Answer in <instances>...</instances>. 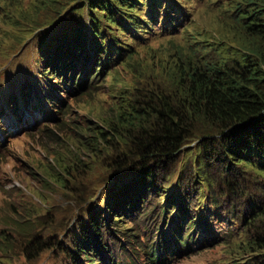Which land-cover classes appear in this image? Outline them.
I'll use <instances>...</instances> for the list:
<instances>
[{"label": "trees", "instance_id": "obj_1", "mask_svg": "<svg viewBox=\"0 0 264 264\" xmlns=\"http://www.w3.org/2000/svg\"><path fill=\"white\" fill-rule=\"evenodd\" d=\"M38 1L46 11L59 3ZM71 1L75 0H68ZM225 8L234 24L228 35L233 41L223 38L219 43L206 40L201 45L200 41L190 42L187 47L173 45L177 60L165 73L171 86L165 91H152L137 101H120L112 115L102 120L101 127L90 131L85 152L91 157L117 144L123 150L114 151L115 181L110 183L101 203L103 210L92 214L89 226L83 227L79 237L71 241L75 252L73 264L116 263L115 249L104 241L105 235L126 237L127 230H119V224L134 223L138 218L136 213H144L141 210L150 196L163 197L166 203L161 207L163 222L156 228L158 239L147 244L142 252L141 260L146 258L145 264H169L194 252L227 244L220 223L236 228L232 233L238 242L231 246V255L246 261L239 264H264V192L261 198L250 191L251 186L256 189L264 186V0H230ZM183 13L175 0H79L74 15L80 26L87 17L91 34L74 27L67 34L50 36L41 43L39 57L44 73L41 79H31L34 83L21 94L20 103L11 99L9 92L7 103H11L13 112L4 104L0 133L26 127L29 122L33 126L60 114L65 116L61 101L65 95L73 98L86 92L89 88L86 81L95 60L103 64L94 75L98 81L110 73L116 80L113 61L126 62L133 58V54L119 45L118 32L130 31L136 37L138 33L149 35L146 30L151 31V26L159 21L176 29L183 22ZM35 20L31 23L37 25ZM188 30L186 26L183 32ZM87 46L94 50V60L84 79L78 74L77 80L79 67L86 65L90 56L86 53L81 57ZM67 58H71V64ZM42 98L59 111L44 110ZM192 141L198 143L200 159L198 155L187 165L196 172L204 170L205 165L219 166L221 194L225 195V198H213L211 206L198 207L195 211L189 210L179 196L174 197L177 187L167 186L177 156ZM79 154H72L76 168V160L81 162ZM198 159H203V165H199ZM57 166L62 167V163L49 168V179L61 178L53 173ZM71 168V164H63L69 175ZM202 181L199 189L204 184L210 185V180ZM224 203L230 209L227 217L217 212L219 204ZM168 210H175L174 217L168 218ZM20 222L14 221L15 226L20 227ZM30 224L27 222L25 226ZM2 240H7V236L0 237V245ZM127 250L128 264H140L141 260L138 262L136 255Z\"/></svg>", "mask_w": 264, "mask_h": 264}, {"label": "rangeland", "instance_id": "obj_2", "mask_svg": "<svg viewBox=\"0 0 264 264\" xmlns=\"http://www.w3.org/2000/svg\"><path fill=\"white\" fill-rule=\"evenodd\" d=\"M175 1L184 11L180 27L174 29L159 21L151 26V31L146 30L149 35L138 33L139 37H136L130 31L117 33L119 45L133 54V58L116 62L117 59L113 57L116 80L110 73L95 81L93 72L87 78V83L92 86L82 96H64L60 107L65 116L60 114L33 126L29 122L26 127L0 133V237L7 236V240H2L0 245V264H73L75 252L71 248V241L79 237L83 227L89 226L92 214L103 210L101 203L110 183L115 181L112 177L114 151L117 148L123 150V146L117 144L111 150L101 151L97 157H91L88 151L85 152L90 131L101 127L104 123L102 120L112 115L120 101H137L152 91H165L171 86V82H166L170 78L165 73L166 68L174 66L177 60L173 45L187 47L188 43L195 41H200L201 45L206 40L219 43L223 38L233 41L228 35L234 24L225 13V6L229 5L230 0ZM58 2L56 8L46 11L38 0H0V112L9 100V92L12 94L11 99L18 104L21 94L26 93L27 86L34 83L35 77L41 79L45 68L41 65L39 47L43 41L50 36L67 34L74 27L91 34L87 17L80 26L74 15L79 0ZM32 19H36L37 25L31 23ZM186 26L189 30L183 32ZM200 34L203 35L199 37ZM110 39L111 36L107 42ZM86 53L90 56L86 65L79 67V74H84L92 63L94 50L91 46L85 47L81 57ZM66 61L72 63L71 58ZM41 102L46 107L44 110L59 111L51 108L53 106L43 98ZM11 106V103L6 105L7 109ZM9 111L12 113L13 108ZM191 152L195 156H186ZM73 153H81L80 164L78 160L75 162L78 168L72 164ZM198 155L200 159L198 143L189 142L187 149L177 156L171 168L173 176L169 177L167 183V186L171 184V189L177 187L174 197L179 196V200L191 211L211 206L213 198H225L221 194L219 166L205 165L204 170L196 172L187 165ZM199 159L200 165L203 159ZM57 162H61L62 167L57 166L53 173L61 178L49 179V168ZM63 164L72 165L71 175L65 172ZM207 179L210 185L204 184L199 189L202 180ZM250 191L262 198L264 186L259 189L251 186ZM148 201L141 210L144 213H136L138 218L134 223L119 224V230H127L126 237L121 238L117 234L109 237L103 232L104 241L115 249L114 264H128L126 248L140 262L147 244L158 239L156 228L163 222L161 207L166 201L159 196H150ZM173 201H177L176 198ZM168 211V218L174 217L175 210ZM217 212L227 217L230 209L225 203L219 204ZM14 221H21V226L16 227ZM27 222L31 224L25 226ZM218 226L221 233L227 236V244L194 252L169 264L246 263L231 255V246L238 242L232 233L236 232V228L231 229L229 224L221 223ZM30 241L34 244H30ZM36 245L33 249L32 246ZM144 259L140 264L146 263Z\"/></svg>", "mask_w": 264, "mask_h": 264}, {"label": "clouds", "instance_id": "obj_3", "mask_svg": "<svg viewBox=\"0 0 264 264\" xmlns=\"http://www.w3.org/2000/svg\"><path fill=\"white\" fill-rule=\"evenodd\" d=\"M93 60H94V59H92V62H93ZM91 64H92V63H91ZM101 66H103V64H99V63L95 60L94 65H93V71H92V73L95 72V74H96V72H97L98 70H100ZM85 72H86V71H85ZM78 74H79V72H78L77 75L75 76L76 79H77ZM82 74H83V73H81V76H82ZM83 75H84V74H83ZM83 79H84V78H83V76H82V80H83ZM77 80H78V79H77ZM86 84H87L88 86H90V85L87 83V81H86Z\"/></svg>", "mask_w": 264, "mask_h": 264}, {"label": "bare ground", "instance_id": "obj_4", "mask_svg": "<svg viewBox=\"0 0 264 264\" xmlns=\"http://www.w3.org/2000/svg\"><path fill=\"white\" fill-rule=\"evenodd\" d=\"M49 30H50V29H49ZM85 68H86V67H85ZM188 168H189V167H188ZM182 169H183V167H182ZM185 169H186V168H185ZM190 169H191V168H190ZM190 169H189V170H190ZM186 170H187V169H186ZM182 171H183V170H182ZM184 171H185V170H184ZM189 173H190V172H189ZM146 204H147V203H146ZM88 211H89V210H88ZM155 234H156V233H155ZM211 240H212V239H211ZM211 240H210V241H211ZM212 241H213V240H212ZM207 242H208V241H207ZM176 250H177V249H176ZM178 251H181V250H178ZM180 253H181V252H180ZM184 253H185V252H184Z\"/></svg>", "mask_w": 264, "mask_h": 264}]
</instances>
